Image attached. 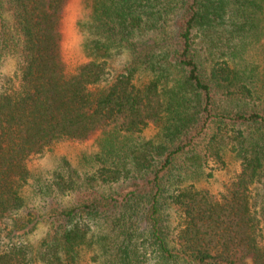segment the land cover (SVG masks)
Segmentation results:
<instances>
[{
  "label": "trees",
  "instance_id": "16d2710c",
  "mask_svg": "<svg viewBox=\"0 0 264 264\" xmlns=\"http://www.w3.org/2000/svg\"><path fill=\"white\" fill-rule=\"evenodd\" d=\"M68 1L0 0V264H264V0H77L72 70Z\"/></svg>",
  "mask_w": 264,
  "mask_h": 264
},
{
  "label": "rangeland",
  "instance_id": "374dc122",
  "mask_svg": "<svg viewBox=\"0 0 264 264\" xmlns=\"http://www.w3.org/2000/svg\"><path fill=\"white\" fill-rule=\"evenodd\" d=\"M76 1L77 0H69L66 4L63 18L61 21V50L62 54L64 56V59L66 61L67 68L69 70H72L81 60V53H79L78 43L76 34L73 28V21L76 16ZM5 10L4 15L8 14ZM59 148V149H58ZM56 148V153L58 155H67L71 156L73 155L74 150H76L77 146H73L71 144H63ZM235 167V165H234ZM232 168V167H231ZM228 169V168H227ZM224 169L220 172V174H215L216 181L219 180H227L231 176V170L227 171ZM234 170V169H233ZM264 188V187H263Z\"/></svg>",
  "mask_w": 264,
  "mask_h": 264
}]
</instances>
